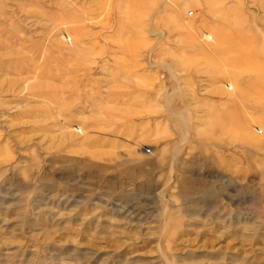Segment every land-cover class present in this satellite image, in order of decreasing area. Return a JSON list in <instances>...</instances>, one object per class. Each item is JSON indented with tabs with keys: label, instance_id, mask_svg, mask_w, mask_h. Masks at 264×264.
Wrapping results in <instances>:
<instances>
[{
	"label": "rangeland",
	"instance_id": "obj_1",
	"mask_svg": "<svg viewBox=\"0 0 264 264\" xmlns=\"http://www.w3.org/2000/svg\"><path fill=\"white\" fill-rule=\"evenodd\" d=\"M0 264H264V0H0Z\"/></svg>",
	"mask_w": 264,
	"mask_h": 264
}]
</instances>
